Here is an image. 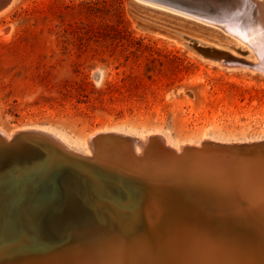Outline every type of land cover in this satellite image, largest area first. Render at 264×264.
I'll use <instances>...</instances> for the list:
<instances>
[{"label":"bare ground","instance_id":"1","mask_svg":"<svg viewBox=\"0 0 264 264\" xmlns=\"http://www.w3.org/2000/svg\"><path fill=\"white\" fill-rule=\"evenodd\" d=\"M130 1L193 26L153 25V32L187 45L207 46L212 63L227 70L264 75V0H243L245 7L220 16L205 13L200 0ZM147 1L202 21H188ZM26 129L31 128L7 136L0 133V147ZM33 129L43 132L67 157L96 158L102 174L109 171L128 184L118 189L94 169L19 141V147L0 153V223L13 230L10 235L0 230V243L11 254L26 253L0 258V264H264V186L250 194L246 185L254 143L204 137L197 144L177 146L161 136L154 141L150 138L154 134L115 130L110 132L135 140L116 137L120 140L110 145L112 136L100 144L91 141L98 134L94 132L86 138V149H77L54 131ZM147 142L152 146L142 161L128 158V145L138 159ZM189 146L197 150L191 152ZM177 166L182 174L174 171ZM167 176L177 181L169 183ZM201 179L224 180L226 189L206 187ZM131 183L142 187L133 191ZM99 193L104 203L93 209ZM249 209L258 216L247 215ZM14 237L27 246L13 245Z\"/></svg>","mask_w":264,"mask_h":264},{"label":"rangeland","instance_id":"2","mask_svg":"<svg viewBox=\"0 0 264 264\" xmlns=\"http://www.w3.org/2000/svg\"><path fill=\"white\" fill-rule=\"evenodd\" d=\"M8 3L0 8L7 6L0 13V133L5 136L40 127L77 149H86V138L101 130L160 134L177 146L204 137L263 141L264 75L227 70L212 63L207 46L152 30L153 25H192L130 0Z\"/></svg>","mask_w":264,"mask_h":264},{"label":"water","instance_id":"3","mask_svg":"<svg viewBox=\"0 0 264 264\" xmlns=\"http://www.w3.org/2000/svg\"><path fill=\"white\" fill-rule=\"evenodd\" d=\"M211 1L212 2H210V3H206L205 6L201 5L202 6L201 8L208 7V8H205L206 10L208 9V12H205V13L214 14V16L215 15L220 16L222 14L221 12H223V11H228L230 13H234L235 10H237L239 6L245 7V4H246L243 2V0H231V1L225 0L226 4H224V5L217 3V2H214L213 0H211ZM8 2H9V0H0V8L5 6L6 4H8ZM110 137H112V140H110L109 143L107 142L108 144L112 143L114 140L115 141L120 140L118 138H122V140H127V142L129 141L130 143L132 142V140H135L133 137H130V136L123 137L120 134H116L114 132H104V133H98L95 136H93L91 138V141L95 140L101 144V143H103L104 140H107ZM116 137H118V138H116ZM150 138L154 139V141H157L158 139L160 140L161 137H160V134L159 135L155 134L154 136H150ZM22 140H24L26 143H28L33 148L39 147V148L47 149L50 152H53L54 154L59 155L64 159H69V160H72V161H74L80 165H85V166L89 167L90 169H94L95 171H97L99 174L102 175V178L105 182L115 184L117 186L116 188H118V189H120V188L124 189L123 186H126L125 185L126 183L128 184V182L125 183V180H122V177L118 178L115 175L111 174L109 171H106L107 173L102 174L99 171L100 167H98V166H100V164L97 165L98 162H97L96 158H93V157L87 158V157H81V156H77L74 158L69 157V156L67 157V155L61 153V152L64 153V150H62L59 146H57L52 140L47 139L46 135L43 132L36 131L35 129H26L25 131H20L17 134L13 135V138L10 142H6V141L2 142V146L0 147V153H2L3 151H10L14 148L19 147V141H22ZM108 144H106V146ZM149 144H150V142H147L145 145L142 146V152H143L142 158H138V159L133 157L131 148H129V145H128L127 149L130 150V152L128 154V158H130L134 162L142 161L141 159H144L145 156L149 155V150H150V147L152 146ZM9 145H10V147H7ZM234 146L236 147V145H234ZM189 147H190L189 150H191V152L197 150V147H193V146H189ZM191 148H193V149H191ZM250 149L252 152L248 156L249 157L248 162L251 163V165H250L251 168L248 167L247 168L248 172H246V171L245 172L249 173V175H251V176H249V175L247 176L248 178L246 181V185H247V189H249L248 192L250 194H253L255 192V190H261L262 187L264 186V179L261 175L262 173H264V167H263V164H264V142L251 144ZM239 153H240L239 155H241V156L243 154H245V153H241V152H239ZM94 156H97V154H95ZM181 159H183V158H181ZM254 164H259L260 166L254 165ZM167 165L168 164H163V165L161 164V166H167ZM154 166H156V165H154ZM179 167L180 166H177L174 171H176V173L182 174V171ZM101 169H103V168L101 167ZM15 170H17V169H14L13 171H15ZM239 173H241V172H239ZM16 175H18V174H15V176ZM171 177L172 176H167L166 181L169 180L168 182L170 183V181L172 180ZM201 180L203 181V179H201ZM128 181L130 182V180H128ZM172 181H177V179L176 180L174 179ZM56 184H58V181H56ZM202 184L206 185V187L210 186L213 188H217L218 186H221V188L224 186L223 188H225V186H226L224 180H215V181L211 180L209 182L203 181ZM130 186H131V189H133V191L139 190L142 187V185H136L135 186L134 184L132 185V183ZM172 188L175 189V188H177V186H174ZM185 189H186V187H185ZM133 194L134 193L131 191V193H130L131 199L133 197ZM261 196L262 197L264 196V192H262ZM101 197H102V195H101V193H99V195L97 196V201H96L97 205L95 207H93V209H97V207H99L100 205H102L104 203ZM98 198H100V199H98ZM256 213L257 212H255L254 210L249 209L247 215L257 217L258 215ZM262 215H263L262 213L259 214L260 217ZM7 227L8 226H5L3 223H0V230H2V233L3 234L6 233L7 235H10L8 233L13 232V230L9 229ZM48 236L49 235H47V237ZM4 237L6 238V236H4ZM11 241H12L11 243L13 245H16L17 247L18 246H27V244H28L25 240H17L15 237H14V239H11ZM49 248L50 247H48L46 249L50 250ZM8 250L9 249L7 248V246L5 244L0 243V258H5V257L9 258L10 256H14L13 258L10 257L11 259H14V258H18V254H20V253H26V251L24 250L25 252L20 251L18 253L11 254L10 252H8ZM26 250H28V248Z\"/></svg>","mask_w":264,"mask_h":264}]
</instances>
